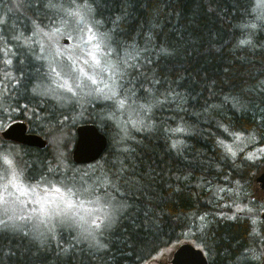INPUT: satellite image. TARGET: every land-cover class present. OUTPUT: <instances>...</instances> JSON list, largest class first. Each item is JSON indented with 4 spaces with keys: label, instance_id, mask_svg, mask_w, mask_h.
<instances>
[{
    "label": "trees",
    "instance_id": "trees-1",
    "mask_svg": "<svg viewBox=\"0 0 264 264\" xmlns=\"http://www.w3.org/2000/svg\"><path fill=\"white\" fill-rule=\"evenodd\" d=\"M59 1L0 0L1 33L17 50L15 67L20 75L5 108L13 109L12 120L23 119L30 131L50 139L49 122L55 121L62 130L68 111L56 98L33 89L41 83L32 74L43 65L32 51L19 46V39L34 24L45 28L44 23L55 22V7L49 4ZM88 3L95 19L102 21L108 35L113 34L115 45L129 49L134 57L119 80L120 97L133 105L127 107H137V116L145 108L143 102L156 103L145 112V122L152 127L131 133L124 149L117 150L111 138L118 132L115 123L99 117L92 104L82 107L85 120L73 123V130L79 123H94L108 137L102 155L85 165H98L108 174L103 190L114 201L122 199L125 210L105 236L103 232L106 247L100 249L78 245L59 248L55 254L40 248L33 232L0 229V264H144L180 242L188 231L208 264H264V257L254 258V253L256 257L264 253V221L252 206L251 213L235 208L251 201L248 193L241 192L237 199L227 192L217 195L222 188L250 187L260 168L258 159L246 154L248 146L235 156L226 147L232 133L264 143V21L257 20L255 0ZM41 37L45 41L39 32ZM242 40L250 42L241 44ZM21 102L39 105L41 112L29 113ZM116 117L122 120L120 113ZM179 126L185 132L173 134ZM0 145L16 156L15 151L21 150L27 163L48 164L43 159L49 143L44 149L27 147L0 133ZM62 146L69 162L67 137ZM205 215L201 226H193Z\"/></svg>",
    "mask_w": 264,
    "mask_h": 264
},
{
    "label": "rangeland",
    "instance_id": "rangeland-1",
    "mask_svg": "<svg viewBox=\"0 0 264 264\" xmlns=\"http://www.w3.org/2000/svg\"><path fill=\"white\" fill-rule=\"evenodd\" d=\"M61 3L67 7L72 3V0H62L56 2V5ZM76 3L81 4L82 2H78L76 0ZM257 3L258 0H255L257 20L264 21L259 19L256 7ZM88 7L91 8L89 3ZM54 14L55 22L52 21L50 23L43 24V26H46L45 28H42L43 32L49 33L48 36H45V41L43 37L38 38L39 32H37L35 27L36 24H34L29 28L27 34L21 36L22 39H19L21 45L19 46H25L24 48L26 50L32 51L35 59L37 55L44 57V59L36 60L40 61L46 69L44 74L45 83L43 86L39 87V89H33H35L38 94L52 97L54 100L56 97H59V99H56L60 103L64 104L65 106H63L68 111V114L63 115V122L67 120L65 115H68L69 118L62 130L56 128L55 121L49 122L52 134L51 139L47 137L48 141L49 139L50 141L47 147V152L45 153L46 158L43 159L46 160L48 164H28L27 161L25 162L24 154H22V151L19 149L15 151L17 156L14 153L13 154L15 155L18 181L22 187H35L40 182V177L42 175L47 176L50 180L55 178L56 181L59 180L61 173H67L69 176L73 177L67 187H71L73 190L72 199L76 202V211L79 216L84 218V226H70L67 222L62 223L61 218L59 217H42L40 213L33 211L34 209L40 207L39 204L34 202L37 198V193L40 197H44L43 184L41 183L40 188L37 189V193L29 192L26 195H21L20 193L14 191L9 183L12 180L11 169L0 162V168L3 169V171L0 172V220L6 221L5 224H0V229L14 230L15 228H19L23 231L33 232L36 235L35 240L38 245H40V248H43L44 250L51 249L55 252V254H57L56 250L62 247L69 248L72 246L85 245L88 248H102L97 245L96 241L98 240L100 244L104 245L103 239L106 235V230H108L109 227L104 228L102 232H96L94 234V239L88 236L85 228L88 227V223L91 220H102L104 215L107 213H112L113 219H115L114 222H116L117 217L124 212L126 206L123 201L120 202L122 199L118 197L119 200L117 199V201H114L111 199L112 195L103 190L107 186L108 174L101 170L98 165L86 166L87 162L77 163L79 164L77 165L74 164V162L73 164L71 163L72 159L69 160V162L67 160V153L65 152L62 143L64 142V138L67 137L66 151L70 156L76 139V135L75 139L73 135L75 133L73 130V123L85 120L84 118L86 114L84 113V109L86 107L83 108L84 111L82 110V107L86 104H92L93 111H98L99 117L108 118L115 123L118 128V132L111 138L113 139L114 145H117V150H119L124 149V144L127 139H130L129 136L131 133L133 134L136 131H144L152 127L150 122H145L147 120L145 112L152 111L156 103L152 100L143 102L145 108L141 110V116H137V107H127V104L130 103L125 102L124 106L120 107L118 100L123 99L120 97L123 87H120L119 80L124 74V67L129 65L134 59V57L130 58V54L127 52L130 50L127 48L121 49V47L115 45L113 34L110 32L108 35V30H105L102 24L96 25L94 21L92 22L93 31L96 33L98 39L93 41V43H99L100 49L95 50L90 46L86 47L82 43L86 33L77 28L74 23L68 21L58 7H55ZM62 21H64V23H62ZM40 27H42V25H40ZM57 29L59 31H56ZM40 34L41 36L43 35V33ZM66 37L70 39V44H65ZM41 49H43V51H41ZM109 49H111V51H109ZM5 50L8 51L7 57L4 56ZM88 51L96 52L97 57L101 61L99 67L95 66L94 61L88 55ZM16 55L17 50H14V46L12 48L10 47L9 42L1 33L0 28V106H2L3 109H6L5 101L9 100L12 96L14 87L19 84L17 81H20L19 70L15 67ZM133 55L134 53H132V56ZM21 56H23V53L18 57L19 61H23ZM58 56L61 57V60H58ZM5 58H10L12 60V64L7 68V72L10 73V75H5V66L3 64V60ZM85 61H87V63H85ZM53 67H56L58 71H61L62 75L60 77L53 76L51 81L49 80V82H47V72ZM101 68L107 69V71H104L101 75V78L105 83H98L95 86L91 85V81L87 78V76H84L80 72V69H83L84 73L91 76L96 72H99ZM68 73H73L74 75L79 76L84 83L89 85V87L77 89L75 87V80H68V76L66 75ZM113 73L115 75H112ZM32 75H37V73H33ZM110 76H112L111 80H109ZM65 80H68V84L74 88L75 95L69 93L66 88H59V85L64 83ZM105 84H107V87H105ZM96 87H99L102 91H93ZM113 91H117L119 96L112 100L105 99V97L110 96ZM27 102L25 104L24 102H21L24 106L26 105L27 112L35 114L41 112V107L39 105H33L32 103L27 104ZM72 107H75V110L71 111L68 109ZM76 107L78 110H76ZM125 109L127 111L126 113L124 112ZM87 110H90V108H87ZM118 113L121 114V119L123 121L116 117ZM2 115L3 112L0 111V119H2ZM69 126L72 127V129ZM67 129L70 130V133L67 132ZM177 129H182V131H178ZM184 132L185 129L183 126L173 129V134ZM55 134L59 137V139L55 137ZM236 135H240L239 140L236 139ZM228 138L229 140L226 142L227 148L231 147L232 150L236 152L237 150H241L243 147L248 146L249 150L246 154L253 159H258V164L260 166L259 171L264 169V143L258 145L250 138L249 135L243 133H232ZM55 141L58 142V144L53 148L50 156V151ZM178 144L179 142L172 141L173 146L179 147ZM57 150H60V154ZM27 166L31 170V173L28 175L26 170ZM49 168L54 169V171L49 173ZM24 175H26V178ZM35 176L36 179H34ZM60 187L62 188V191L67 190L64 184H60ZM244 191L248 193V196L251 199V201H247L245 205L249 206V208L252 206V208L257 209L260 214V212L264 209V190H261L255 183L250 185L248 188H243L242 190L235 188H222L218 190L217 195L221 197L223 193L227 192L232 194L231 196L237 199L240 196V193ZM49 199H56L58 201L59 197L53 195L50 196ZM238 205L241 207L243 206L241 204ZM235 208L237 209V205ZM19 216H24L25 219H17ZM206 216L207 215L199 217L198 220L194 222L193 226H201L205 221ZM9 217H11V219H9ZM113 223L111 226H113ZM103 232H105L104 236ZM189 233H191V231H188L186 233V237L180 242L187 241L197 246L191 239ZM178 244L164 248L161 250L164 252L163 256H159L157 259H154V257L158 256L159 251L144 264H170L172 252ZM263 257L264 255H260L259 259H262Z\"/></svg>",
    "mask_w": 264,
    "mask_h": 264
},
{
    "label": "snow or ice",
    "instance_id": "snow-or-ice-1",
    "mask_svg": "<svg viewBox=\"0 0 264 264\" xmlns=\"http://www.w3.org/2000/svg\"><path fill=\"white\" fill-rule=\"evenodd\" d=\"M89 0H82L81 4H77L76 0H72V3L65 7L62 3L59 5L56 4H49V7H58L60 11L63 12V15L67 18L68 21L74 23L77 28L81 29L86 35L84 36V39L82 43L87 47L90 46L92 49L99 50L100 44L99 43H93V41L97 40L98 37L96 33L93 31V21L96 25H99L102 23L101 20L95 19V12L93 8L88 7ZM93 3H95V0H93ZM259 19L264 20V0H258V3L256 5ZM64 23V21H62ZM37 32L43 33V35L48 36L49 33L43 32V29L40 27L39 24L35 25ZM251 27L255 28L256 25L253 24ZM56 31H59L58 29ZM35 34V33H34ZM250 41L242 40L240 43L245 44L249 43ZM43 51V49H41ZM111 51V49H109ZM88 55L91 57V59L94 61L95 66L99 67L101 64V61L96 55L95 51H88ZM4 56H8V51H4ZM36 59H44V57L37 55ZM87 63V61H85ZM3 64L5 66L4 71L5 75H10V73L7 72L8 66L12 64V60L10 58H5L3 60ZM104 71H107L105 68H101L99 72H96L94 75L89 76L87 73H84L83 69H80V72L87 76V78L91 81V85L95 86L98 83H105L104 80L101 78V75ZM51 72L55 73L56 76L60 77L62 75L61 71H58L56 67H53L51 69ZM68 76V80H75V87L77 89H84L88 88L89 85L84 83L79 76L74 75L73 73L66 74ZM112 75H115L114 73ZM112 79V76L109 77V80ZM68 80H65L64 83H61L59 85L60 89H67L69 93H72L75 95L74 88L68 84ZM20 81H17L19 83ZM105 87H107V84H105ZM123 87L122 85L120 86ZM93 91L101 92L102 89L99 87H96L93 89ZM119 96V93L117 91H113L110 96H106L105 99L112 100ZM59 99V97H56ZM120 107H123L125 104V101L123 99L118 100ZM26 107V105L24 106ZM0 111L3 112L4 116L8 119H12L11 111L13 109H3L2 106H0ZM4 128V122L2 119H0V130H3ZM178 131H182V129H177ZM227 131V129H226ZM4 136L8 135V132L5 130L3 132ZM250 135H253L250 133ZM236 139H240V135H236ZM222 143V142H221ZM3 146L0 145V162H2L3 165H6L8 168L11 169L12 174V180L9 182L11 184V187L14 189V191L20 193L21 195H26L29 192L37 193V189L40 188L41 183L43 184L44 189V197H40L37 193V198L34 201L35 203L39 204L40 207L37 209H34L33 211L38 212L41 214L42 217H59L61 218V222H67L70 226L71 225H79L80 227L84 226V218L82 216H79L78 212L76 211L77 205L76 202L73 201L72 195L73 190L71 187H67V185L72 181L73 177L69 176L67 173H61L59 180L56 181L55 178L49 179L47 176L42 175L40 177V182L33 188H27L22 187L18 181V172H17V166L15 164V155L13 152H4L2 150ZM229 152L232 153L233 156L236 155V153L232 150L231 147H228L227 149ZM3 169L0 168V172H2ZM54 169L49 168V173L53 172ZM60 184H64L66 187V191H62V188L60 187ZM58 196L59 200L56 199H49L50 196ZM247 212L251 213L253 209L248 208L247 205L245 206H239L237 205V211L238 212ZM235 219V215L231 217ZM11 219V217H9ZM17 219L24 220V216H19ZM114 222L112 213H107L104 215L102 220L93 219L88 223V227L85 228V231L87 232L88 236L95 238L94 234L96 232H102V230L106 227H110L111 224ZM6 221L0 220V224H5ZM252 223L255 224V219L252 220ZM253 232H256V229H252ZM97 245L100 247H106V245L100 244V242L96 241ZM164 252L160 251L158 253L157 257H154V259H157L159 256H163ZM261 255H264V253H261ZM254 258H259L255 256Z\"/></svg>",
    "mask_w": 264,
    "mask_h": 264
},
{
    "label": "water",
    "instance_id": "water-1",
    "mask_svg": "<svg viewBox=\"0 0 264 264\" xmlns=\"http://www.w3.org/2000/svg\"><path fill=\"white\" fill-rule=\"evenodd\" d=\"M8 132L4 136V131ZM1 135L28 146L43 147L46 140L39 134L27 132V124L24 121L11 122L3 129ZM76 139L72 148L71 157L74 163L91 162L98 159L108 146V137L99 131L94 123H84L75 127ZM255 182L261 190H264V169L255 176ZM260 218L264 221V209L260 212ZM170 264H208L204 251L192 244L183 241L173 250Z\"/></svg>",
    "mask_w": 264,
    "mask_h": 264
},
{
    "label": "flooded vegetation",
    "instance_id": "flooded-vegetation-1",
    "mask_svg": "<svg viewBox=\"0 0 264 264\" xmlns=\"http://www.w3.org/2000/svg\"><path fill=\"white\" fill-rule=\"evenodd\" d=\"M2 119H3V122H4V128L3 129H5L10 124L9 121L12 120V119H8L7 117L4 116V114L2 115ZM15 121H16V119L12 120V123L15 122ZM1 131L2 130H0V132Z\"/></svg>",
    "mask_w": 264,
    "mask_h": 264
},
{
    "label": "bare ground",
    "instance_id": "bare-ground-1",
    "mask_svg": "<svg viewBox=\"0 0 264 264\" xmlns=\"http://www.w3.org/2000/svg\"><path fill=\"white\" fill-rule=\"evenodd\" d=\"M24 47H25V46H24ZM8 126H9V125H8ZM8 126H7V127H8ZM7 127H6V128H7ZM212 193H213V192H212Z\"/></svg>",
    "mask_w": 264,
    "mask_h": 264
}]
</instances>
